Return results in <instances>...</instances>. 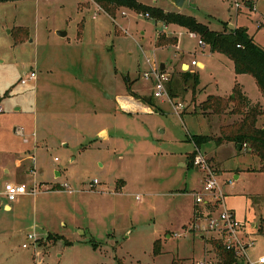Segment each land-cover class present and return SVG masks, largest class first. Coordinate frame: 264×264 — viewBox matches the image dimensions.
I'll list each match as a JSON object with an SVG mask.
<instances>
[{
	"label": "rangeland",
	"instance_id": "rangeland-1",
	"mask_svg": "<svg viewBox=\"0 0 264 264\" xmlns=\"http://www.w3.org/2000/svg\"><path fill=\"white\" fill-rule=\"evenodd\" d=\"M141 1L173 9L170 0ZM237 1L186 0L180 12L215 31L231 24L249 27L264 48V0L252 9L243 5L240 12ZM99 7L92 0L0 3V264L215 260L217 235L192 228L194 194L206 174L195 163H182L190 162L186 156L195 150L190 135H218L220 124L233 117L205 114L200 104L209 95L228 97L237 80L256 100L257 82L250 74L237 75L231 59L202 46L200 37L184 28L176 32L177 47L159 48L160 21L126 7L111 18ZM183 61L197 75L195 89L180 67ZM162 62L170 80L167 93L157 98L155 77L145 74L156 66L161 70ZM32 69L37 79L22 84ZM117 95L154 112L137 113L131 102L129 113L117 111ZM219 145L208 141L195 154L200 151L225 182L223 205L245 223L244 232L254 241L248 257L258 261L264 235L252 225L264 215V204L259 209L254 204L264 202V173L251 169L259 158L247 147L239 152L231 142ZM24 157L25 165L16 166ZM10 182L36 193L11 202L3 191ZM64 183L70 189H59ZM53 185L56 190H47Z\"/></svg>",
	"mask_w": 264,
	"mask_h": 264
},
{
	"label": "trees",
	"instance_id": "trees-1",
	"mask_svg": "<svg viewBox=\"0 0 264 264\" xmlns=\"http://www.w3.org/2000/svg\"><path fill=\"white\" fill-rule=\"evenodd\" d=\"M20 0H0V3ZM105 12L115 17L118 8L126 7L137 11L147 17L153 18L169 24H177L187 28L190 32L197 34L200 40L208 44L212 52H218L234 63V70L237 74L252 75L259 87L260 92L264 97V48L261 47L253 35L248 31L247 27H226L223 31L211 30L206 24L199 22L195 17L183 14L177 11H165L158 6H151L140 2L139 0H93ZM254 0L247 2L246 6L253 8ZM240 12V10H239ZM228 25V24H226ZM177 43L176 37L167 38L164 34H158L156 45H172ZM186 77L192 78L194 81V89L198 84L197 75L191 72H184ZM129 91H131L129 89ZM150 105V102H147ZM200 107L205 112H211L217 115L230 113L233 116H239L238 120L233 121L220 128L219 136L211 135H190L189 140L195 144V150L189 154L190 166H194V156L198 148L211 140L216 144L224 142H233L236 146L241 145L242 149H247L260 159L261 166L259 171L264 172V128L258 125L259 117L264 114V108L261 104H253L250 99L244 94L240 84H236L233 92L228 97L219 95H209L205 101L200 104ZM197 148V149H196ZM56 190V187H52ZM196 207H194V217ZM193 217V218H194ZM258 232L264 235V219L260 220ZM62 238L58 235L49 234ZM69 244V242H66ZM216 249L218 250V264H234L237 257L233 251L226 250L220 240H213ZM154 253H161V242L156 240L154 243ZM117 264H125L121 259H117ZM171 264H185L180 259H174Z\"/></svg>",
	"mask_w": 264,
	"mask_h": 264
},
{
	"label": "built area",
	"instance_id": "built-area-1",
	"mask_svg": "<svg viewBox=\"0 0 264 264\" xmlns=\"http://www.w3.org/2000/svg\"><path fill=\"white\" fill-rule=\"evenodd\" d=\"M253 0H241L236 2L238 10H241L243 5ZM256 0H254L255 6ZM95 17V16H94ZM200 44L204 43L200 40ZM196 65V62H192ZM152 74L154 79V96L157 98L162 97L167 93V83L170 80L169 74L154 67L153 70L147 74L149 77ZM150 76L151 78H154ZM37 79V72L31 70L26 72L21 78L22 84H27L30 81ZM3 109L0 104V113ZM246 148V145H245ZM198 151V149H197ZM194 163L206 174L202 181L201 191L194 194L196 212L192 221V228L199 232H214L217 235V240H220L226 250L233 251L237 257V261L234 264H264V256L258 261H252L248 257L247 248L254 244V241H250L245 233L242 231L243 224L238 220L234 211L228 209L223 205L225 193L224 184L220 182L217 175L207 162L204 155L199 151L195 154ZM231 183V181H230ZM64 189H70L68 184H64ZM70 191V190H69ZM35 188L28 189L23 184L7 183L4 188L5 197L11 201H16L20 196L27 194H35ZM221 206H223L221 208ZM220 207V210H218ZM29 239H34L33 236H29ZM28 247V245H24ZM219 259L202 261L197 264H218Z\"/></svg>",
	"mask_w": 264,
	"mask_h": 264
},
{
	"label": "crops",
	"instance_id": "crops-1",
	"mask_svg": "<svg viewBox=\"0 0 264 264\" xmlns=\"http://www.w3.org/2000/svg\"><path fill=\"white\" fill-rule=\"evenodd\" d=\"M82 0H78V2L80 3ZM140 2H142L141 0H139ZM186 1V0H185ZM92 2L94 3V5H98L97 3H95L93 0H92ZM142 3H144V2H142ZM185 3V2H184ZM145 4V3H144ZM172 7H173V9H170V10H167L166 8H163L165 11H177V12H180V9L181 8H178V7H176L173 3H172ZM151 6H156V5H151ZM99 8H101V7H99ZM123 8H125V7H123ZM162 8V7H161ZM85 9V8H84ZM102 9V8H101ZM241 11V10H240ZM140 15H143V14H140ZM94 19H96L97 17H94V16H92ZM111 17V16H110ZM111 18H113V17H111ZM162 24H163V29H160L159 31H157L158 33L157 34H164L167 38H170V37H176L177 38V43L176 44H172V45H164V46H157L156 45V47H159V48H166V47H170V46H175V47H177L178 46V43H179V38L176 36V32L180 29V28H184V29H186V30H188L187 28H185V27H182V26H180V25H177V24H169V25H166L165 23H163V22H161ZM230 27V26H229ZM236 27V26H235ZM170 28H173V30L171 31L170 30ZM248 28V31H249V27H247ZM170 31V32H169ZM189 31V30H188ZM189 33H191V35L192 36H198L197 34H195V33H192V32H190L189 31ZM250 33V32H249ZM59 35V34H58ZM254 36V38H255V35H253ZM157 37H158V35H157ZM156 40H157V38H156ZM205 45H207V44H203L202 46H205ZM214 53H218V52H214ZM162 64H164L165 65V68H166V63L165 62H162ZM187 65V67L188 68H185V66ZM193 65V64H192ZM197 65L198 66H200V67H204V65L202 64V63H200V62H197ZM180 67H181V69L182 70H184V72L185 71H187V72H191L192 71V69H191V66L187 63V62H185V61H183L182 63H181V65H180ZM32 70H35L36 72H37V70L36 69H32ZM164 71V70H163ZM235 71V70H234ZM237 75H240V74H237ZM33 82H35V80H33V81H30L29 83H33ZM29 83H27V84H29ZM240 84L241 85V87H242V90H243V92H244V94L250 99V101L253 103V104H255V103H259V104H261L262 106H263V108H264V97H263V95H262V93L260 94V96L256 99V100H253L250 96H249V94L247 93V90H246V88H245V85L243 84V83H241L240 81H236V84ZM135 91V90H134ZM137 92V91H136ZM232 92H233V89H232ZM232 92L228 95V96H230L231 94H232ZM120 97H124V98H122V100H120ZM105 98H107V99H114L113 98V95H110V94H108V93H106L105 94ZM116 100V102L120 105L119 106V109L117 108V111H122V112H128L129 113V111L128 110H131V109H126V108H129L128 106H127V103L128 102H131V104L133 105V107H134V109H136V108H138L139 110H137V113L139 112V111H142V112H148V113H152V112H154V111H152V108L151 107H149L148 105H146V104H144V103H139V104H137V106H135V104H133V102L132 101H130V99H129V97H125L124 95H117V98L115 99ZM124 107V108H123ZM127 110V111H126ZM2 113V112H1ZM205 113V112H204ZM205 114H208V115H217V114H213V113H211V112H206ZM221 116H227V115H225V114H223V115H221ZM239 119V116H236V115H234L233 117H232V119H231V122H229V123H232L233 121H235V120H238ZM264 119V114L262 115V116H260L259 117V121H258V125L260 124V121H262ZM228 122H225V123H221L220 124V126H219V131H218V135H215V136H219L220 135V128H221V126H223V125H227V124H229ZM261 127H263L264 128V126H261ZM104 135V137L103 138H107L108 136H109V129H104L103 130V132L101 133V135ZM102 135V136H103ZM29 142H31V141H28L27 143H29ZM231 143H233V142H231ZM233 144H235V143H233ZM195 145V144H194ZM217 146H220V145H218L217 144ZM237 149H238V151L239 152H242V151H247V149L244 147L243 149H242V147H241V149L239 148V146H237ZM190 154V153H189ZM189 154L186 156V158L187 157H189ZM29 157V156H28ZM25 159H22V158H17L18 160H17V162H16V166H18V167H20V168H22L24 165H25V162L28 160V159H30V157L28 158V159H26L27 157H24ZM187 163H189L188 162V160L186 159V162H183L182 163V165L183 166H187ZM260 166H261V162H260V159H259V161H258V165L255 167V168H252L251 170H254V171H259V168H260ZM34 167H31L30 165L28 166V169H33ZM261 172V171H260ZM262 173H264V172H262ZM60 174V173H59ZM239 174V173H238ZM236 175L235 176V180L237 181L238 179H239V175ZM17 183H19V182H17ZM19 184H21V182L19 183ZM64 184H67V183H64ZM64 184L63 185H60L61 187H59V189H63L64 187ZM230 184H234V183H230ZM226 185V184H225ZM52 187H54V185L53 186H49V187H47V190H52L51 188ZM120 187H121V185H120ZM4 191V190H3ZM0 194H2V191L0 192ZM29 194H27V195H22V196H20L18 199H21L22 197H24V196H28ZM4 197H5V195H4ZM257 197H261L260 195L259 196H256V198ZM5 199H7L6 197H5ZM17 199V200H18ZM254 204H255V207H257L258 209L260 208V206L261 205H263L264 204V202H261L260 201V199H257V201L256 202H254ZM195 207V206H194ZM6 208L7 209H11V205L9 204V203H7L6 204ZM236 214V213H235ZM237 216V215H236ZM193 217H194V211H193ZM264 219V215L261 213V215H260V218H259V221H258V223L256 224V223H254L252 226H253V228H256L257 230H258V227H259V224H260V220L261 219ZM243 224V227H242V231H243V233H245L244 232V230H245V223H242ZM247 235V234H246Z\"/></svg>",
	"mask_w": 264,
	"mask_h": 264
},
{
	"label": "water",
	"instance_id": "water-1",
	"mask_svg": "<svg viewBox=\"0 0 264 264\" xmlns=\"http://www.w3.org/2000/svg\"><path fill=\"white\" fill-rule=\"evenodd\" d=\"M176 7H178V8H182L183 7V5H184V2H185V0H170ZM230 26V28H235V26L234 25H229ZM57 34H59L60 36H66L67 35V32L66 31H58L57 32ZM185 68H188L187 67V65L185 66ZM165 69V65L164 64H162L161 65V70L163 71ZM241 145H239V148L241 149Z\"/></svg>",
	"mask_w": 264,
	"mask_h": 264
}]
</instances>
